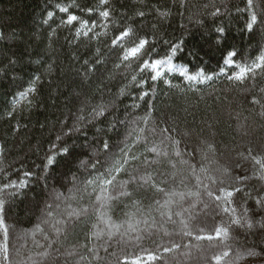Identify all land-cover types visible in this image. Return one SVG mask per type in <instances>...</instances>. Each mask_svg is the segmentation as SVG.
Segmentation results:
<instances>
[{"label":"trees","instance_id":"obj_1","mask_svg":"<svg viewBox=\"0 0 264 264\" xmlns=\"http://www.w3.org/2000/svg\"><path fill=\"white\" fill-rule=\"evenodd\" d=\"M98 2L75 0L81 7ZM57 3L68 4L72 0H0V187L10 181H26L22 189L10 188L0 193L4 199L0 215L9 229L12 264H31L28 257H35L47 248L48 241L42 234H32L37 224H41L50 239L54 238L50 226L42 220L50 219L45 209L53 204L55 193L63 197L76 196L72 200L62 199L61 211L69 204L77 208L90 206L95 201V194L84 195L81 200V192L70 191L74 189L73 176L80 181L86 178L81 162L88 161L91 171L97 150L103 163V142L107 141L113 152L118 151L115 145L125 139L132 127L131 121L148 113L149 101L152 116L147 127H167L170 132L175 129L171 134L182 140V146L187 144L189 150L206 149L208 143L213 144L215 155L208 154L209 160L217 162L210 165L213 169L227 166L233 176L252 175L254 167L258 166L244 158L249 149L252 155L264 157V71L243 81L217 77L194 87L178 77H166L172 80L171 86L161 80L152 91L153 85L149 82L150 95L140 101L138 96L142 89L130 87L125 95L120 94V89L130 81L135 65L130 70L116 69L119 50L110 48L113 36L132 24L140 36L154 41L160 55L168 51L170 44L182 41V51L177 53L174 62L190 67L193 72L199 69L206 74L217 72L230 50L238 53V62L250 63L264 53V0H253L254 7L248 5V0H109L105 7L111 10L110 30L98 40L83 36L77 39L75 27L61 25L64 14L56 11ZM71 10L75 12L76 8ZM49 11L55 15L45 23ZM140 12L144 13L142 17L138 15ZM254 12L257 20L249 29L247 25ZM125 71L127 79L122 75ZM36 76H39L36 91L26 98L21 97L19 93L25 91ZM253 97L261 103H252ZM101 103L106 106L105 115L91 119L90 113ZM79 115L85 119L77 121ZM125 121L127 123H123ZM139 126L145 127L142 122ZM145 135H148L147 129ZM134 140L135 134L129 142ZM148 140L159 143L158 137L148 136ZM148 146L150 144L141 140L134 145L133 152L145 153ZM63 148L68 152L60 154ZM53 154L56 156L53 165H47V157ZM145 154L155 159L154 154ZM171 159L177 163V169L171 167L167 158L161 157V163L148 170L159 169L170 176L182 168L177 158ZM200 162L197 155V164ZM236 164L241 167L237 169ZM25 171L32 175L25 178ZM140 171H144L142 166ZM118 179H128V176L121 173ZM258 183L253 179L248 185ZM83 187L80 183L79 188ZM161 187L177 192L196 190L194 179L186 187L180 183L179 176L175 180L168 179ZM129 189L133 190V196L113 201L109 214L117 222L126 219L128 212L136 213L137 219H147L149 224L155 219V226L143 232L139 241H129L128 237L119 235L112 240L107 235L90 239L92 223H96L93 214L87 224L76 227L74 234L70 229L67 239L62 235L60 243L47 249L52 256L46 264H119L125 256L142 254L145 250L161 254L163 246L171 247L173 243L180 247L163 253L164 259L154 264H264V227L261 226L264 213L257 208L254 198L246 205L243 193L236 198L238 214H243L244 207L249 209V218L253 221L251 229L247 225L231 226L228 238L208 241L197 240L195 236L214 235L217 225L230 224V215L217 214L212 210L214 206L204 209L200 203L196 210L198 217L190 222L193 234L184 235L179 223L181 217L174 215L181 211L179 205L171 208L175 223L168 222L160 215V211L166 209L156 211L159 206L155 201L165 199L162 193L150 186L137 189L134 184L129 185ZM132 199L141 202L140 212L130 206ZM194 199L187 197L182 202L183 207L187 208ZM126 204L129 207H125ZM187 216L185 213L183 218ZM0 243H4L2 231ZM36 243L44 247L38 248ZM72 248L76 252L65 255ZM89 248L94 251L89 252ZM225 251L228 256L222 255ZM215 255H221L219 262L214 260ZM81 256L86 259L81 261ZM0 264L5 262L0 259Z\"/></svg>","mask_w":264,"mask_h":264},{"label":"snow or ice","instance_id":"obj_2","mask_svg":"<svg viewBox=\"0 0 264 264\" xmlns=\"http://www.w3.org/2000/svg\"><path fill=\"white\" fill-rule=\"evenodd\" d=\"M108 2L109 0H99L98 4L94 6L81 7L76 5L75 0H72V3L68 4L57 3L55 9L59 13L64 14L60 21L61 25L75 27V36L77 39L83 36L86 39L98 40L101 36H107L110 30L111 10L105 7ZM248 5L254 7L253 0H248ZM74 7L76 8L75 12L71 10ZM78 12L83 13L84 16L78 15ZM54 15V12L49 11L47 13L48 19L45 20V23L52 19ZM138 15L142 17L144 13L140 12ZM160 15L166 16L167 13H160ZM85 16L87 18H84ZM94 17H98V19ZM256 20L257 15L254 12L250 17V22L247 27L251 29ZM98 28L102 29V31H97ZM218 31H223V29H218ZM53 32H55V29H53ZM110 48L111 51L119 50L118 62L114 65L116 69L123 68L130 70L135 65L130 81L120 89V94L125 95L130 87L142 89L138 96L140 101L145 100L150 95L149 90H147L149 82L153 85L152 91L155 90L154 86L157 82L161 80H163L166 86H171L172 80L166 77H178L186 82L189 87H194L195 85L212 81L217 77H226L229 81H243L249 76L255 78L258 71H264V53L258 55L250 63H247L238 62L236 60L238 53L230 50L223 57L222 64L219 66L217 72L206 74L203 69L193 72L190 67L174 62L177 53L182 51V41L180 43L170 44L168 51L164 55H160L154 46V41H150L147 36H140L132 24H129L113 36ZM85 63L87 64L88 61H85ZM97 63H100V61L98 60ZM89 71H92V69L89 68ZM122 75L127 79V71L123 72ZM38 81L39 76H36L27 89L20 92L19 95L26 98L28 94L35 92V86ZM252 103L259 104L261 101L253 97ZM136 106L138 107V105ZM82 111L83 109H81ZM105 112L106 106L101 103L92 110L90 118L95 119L96 117L103 116ZM8 115L11 116L12 112H9ZM151 116L152 102L149 101L148 113L143 117H137L131 121L132 127L127 133V136L120 144L115 145L118 151L113 152L112 146L105 141L103 142V152L105 153L103 163H101L100 150L96 152L95 162L91 163V171H89L88 161L81 162V166L85 169L86 178L80 181L76 176H73L74 189L70 191L81 192V200L84 195L91 197L95 194V201L91 202L90 206L73 208L69 204L61 211L60 201L62 199H76V196L63 197L61 193H55L53 204L47 205L45 209L46 215L50 219L42 220L43 224L50 226L54 238L50 239L48 233L41 227V224L35 226L32 233L33 236L37 233L42 234L43 239L48 241V244L47 248L42 252H38L35 257H28L31 264H46L52 256L47 249L52 248L55 243H60V237L62 235L67 239L70 234V229L72 230L71 234H74L76 227L80 224H87L93 214L95 215L96 223H92V231L89 233L90 239L93 237L100 239L102 236L107 235L108 239L112 240L113 237L119 235L121 238L128 237L129 241H139L143 232L155 226V219L149 224L147 219H137L136 213L128 212L126 213V219L117 222L109 214V209L113 201H119L122 198H131L133 196V190L129 189V185L133 184L137 186V189L150 186L157 193L164 195L165 199L163 202L160 200L155 201L156 205L159 206L156 211L166 209V211H160V215L161 218L166 217L168 222L175 223L171 208L173 205H179L181 211L175 212L174 215L181 217L179 223L184 230V235L190 236L193 234L190 230V222L198 217L199 212L196 210L200 203H203L204 209H210V207L214 206L212 210L217 212V214L230 215L229 225L221 223L215 227L214 235H197L195 236L197 240L213 241L221 238L226 239L231 231V226L238 225L243 227L247 225L249 229L253 227V221L249 218V209L247 207H244L243 214L237 213L236 198L238 194L243 193L245 205L249 200L254 198L257 208L260 209L261 213H264V157L252 155L251 149H249L248 155L244 158L251 159L254 166H258V168L254 167L252 175L233 176L232 170L227 166H218L213 169L210 165L216 164L217 162L215 160H209L208 158L209 153L215 155L213 144L208 143L206 149L193 147L189 150L187 144H183L182 146V140L174 138L171 134V132H175V129H172L170 132L167 127L158 128L155 125L150 128L147 127ZM84 119L85 117L83 115L77 117V121ZM141 122L145 127L139 126ZM123 123H127V121ZM146 129L148 135H145ZM134 134L135 140L130 143L129 138ZM148 136L158 137L159 143L149 141ZM57 139L59 140L60 137H57ZM141 140L150 144V146L146 147L145 153L154 154L155 159H149L145 153L137 154L133 152L134 145ZM201 143L204 142L202 141ZM55 147L53 145V149ZM169 148L171 151H169ZM67 152V148L60 150V154ZM197 155H199L201 161L199 165L197 164ZM161 157L167 158L173 169H177V163L171 158H177L182 168L173 171L170 176L167 172H161L159 169L149 171L148 169L152 165L161 163ZM55 158V154L49 155L47 157V165H53ZM141 166L144 168L143 172L140 171ZM235 167L238 169L241 165L236 164ZM93 172H95V175L92 174ZM121 173H125L128 179H118ZM31 175L32 173L28 171L23 173L25 178ZM177 176L180 177V183L186 187L194 179L196 190L192 191L189 189L186 192H177L176 190L168 191L164 187H161L162 184L168 182V179L175 180ZM253 179H256L259 183L249 186L248 182ZM80 183L84 185L82 190L79 188ZM25 186L26 181L23 179L19 180V182L10 181L0 187V193H4L10 188L22 189ZM89 188H91V191H88ZM187 197H194L195 199L185 208L182 202ZM205 197H207V200L204 199ZM140 203L139 200L132 199L130 206L136 208L137 212H140ZM3 205L4 199L0 197V212L3 210ZM125 207H129V205L126 204ZM54 212L56 215H54ZM185 213L188 214L187 219L183 218ZM261 219L264 221V215H262ZM141 225H144V227H141ZM261 226L264 227V224ZM199 230L202 233L204 232L203 228ZM0 231L3 232L4 236V243H0V259L5 264H12V256L8 245L9 229L2 215H0ZM36 247L43 248L44 245L36 243ZM179 247L180 245L176 243H173L171 247L163 246L161 254L145 250L142 254L125 256L123 260L119 261V264H154V262L164 259L163 253L172 252ZM88 251L93 252L94 250L89 248ZM75 252L76 249L72 248L67 250L65 255L71 256ZM249 254L251 255V253ZM222 255L228 256V252L225 251ZM85 259L84 256H81V261ZM214 260L219 262L221 255H215Z\"/></svg>","mask_w":264,"mask_h":264}]
</instances>
